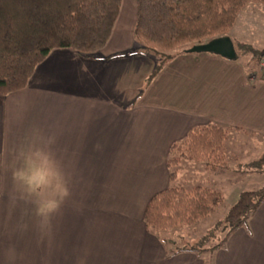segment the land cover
<instances>
[{
	"label": "crops",
	"instance_id": "crops-1",
	"mask_svg": "<svg viewBox=\"0 0 264 264\" xmlns=\"http://www.w3.org/2000/svg\"><path fill=\"white\" fill-rule=\"evenodd\" d=\"M134 19L135 0H120L97 56L54 48L23 88L0 95V264H264V199L211 249L145 226L149 199L171 183L169 147L190 129L211 123L264 141V79L250 58L181 52L146 82L153 60L127 52ZM38 149L65 179L93 183L81 187L90 202L64 201L46 228L13 179L43 166L25 159Z\"/></svg>",
	"mask_w": 264,
	"mask_h": 264
},
{
	"label": "trees",
	"instance_id": "trees-1",
	"mask_svg": "<svg viewBox=\"0 0 264 264\" xmlns=\"http://www.w3.org/2000/svg\"><path fill=\"white\" fill-rule=\"evenodd\" d=\"M247 2L264 5V0H135L132 46L127 52L153 60L148 82L176 54L212 38L228 36ZM119 5L120 0H0V95L23 88L35 65L54 48L97 56L110 35ZM262 53L264 49L250 62L256 65ZM227 131L208 123L190 129L171 144L169 180L175 178L170 167L179 158L203 161L209 171L223 169ZM263 199L264 188L260 193L239 192L223 220L227 233L246 226V219ZM220 202V192L211 188L169 185L149 199L144 224L151 231L190 225L211 213ZM201 243L196 241L188 248L200 249Z\"/></svg>",
	"mask_w": 264,
	"mask_h": 264
},
{
	"label": "rangeland",
	"instance_id": "rangeland-1",
	"mask_svg": "<svg viewBox=\"0 0 264 264\" xmlns=\"http://www.w3.org/2000/svg\"><path fill=\"white\" fill-rule=\"evenodd\" d=\"M260 5L264 6L247 2L239 10L241 15L235 27L229 30L228 36L234 45L237 59L251 60L255 53L264 49V7ZM223 159L224 168L217 171L206 170L203 161L185 158H179L175 165L170 167V170L176 173L170 185L185 188L193 185L205 186L220 192L221 202L204 218L190 225L162 230L159 235L183 244L181 247L202 241L200 245L202 248L211 249L222 243L228 230L223 220L239 192L260 193L264 188V141L259 136L227 131L223 143ZM78 163L79 168L76 167L74 170L79 171L76 174L81 176V156ZM65 181L70 190V196L65 202L69 203L70 207L77 208L81 203L90 202L89 195L81 194V187H93L92 182L88 184L85 180L81 182V178H70ZM101 182L99 185H102L104 180ZM98 198L103 200L104 196L98 195ZM247 221L248 219L245 225Z\"/></svg>",
	"mask_w": 264,
	"mask_h": 264
},
{
	"label": "clouds",
	"instance_id": "clouds-1",
	"mask_svg": "<svg viewBox=\"0 0 264 264\" xmlns=\"http://www.w3.org/2000/svg\"><path fill=\"white\" fill-rule=\"evenodd\" d=\"M32 156L40 157L43 166L37 171L18 168L13 172V179L29 196L36 197L35 215L41 227L46 228L53 217L60 213L64 201L70 196V190L62 170L50 153L38 149L26 157V161Z\"/></svg>",
	"mask_w": 264,
	"mask_h": 264
},
{
	"label": "water",
	"instance_id": "water-1",
	"mask_svg": "<svg viewBox=\"0 0 264 264\" xmlns=\"http://www.w3.org/2000/svg\"><path fill=\"white\" fill-rule=\"evenodd\" d=\"M185 52H211L227 59L235 57V50L230 38L226 35L218 36L201 44H195L185 49Z\"/></svg>",
	"mask_w": 264,
	"mask_h": 264
},
{
	"label": "built area",
	"instance_id": "built-area-1",
	"mask_svg": "<svg viewBox=\"0 0 264 264\" xmlns=\"http://www.w3.org/2000/svg\"><path fill=\"white\" fill-rule=\"evenodd\" d=\"M257 67L261 73V78L264 79V53H262L257 60Z\"/></svg>",
	"mask_w": 264,
	"mask_h": 264
}]
</instances>
